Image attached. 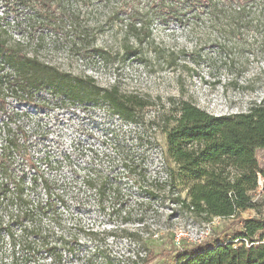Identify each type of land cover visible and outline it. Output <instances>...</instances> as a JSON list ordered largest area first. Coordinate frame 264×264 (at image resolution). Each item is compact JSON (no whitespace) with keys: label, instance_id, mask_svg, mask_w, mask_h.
I'll use <instances>...</instances> for the list:
<instances>
[{"label":"rangeland","instance_id":"1","mask_svg":"<svg viewBox=\"0 0 264 264\" xmlns=\"http://www.w3.org/2000/svg\"><path fill=\"white\" fill-rule=\"evenodd\" d=\"M6 1L0 0V36L9 45L21 44L24 53L63 74L92 79L98 87L117 88L125 97L152 104L139 111V123H130L103 103L67 101L60 94L31 91L29 97L7 100L8 112L27 114L20 122L29 130L30 145L24 157L7 156L5 175L16 182L27 176L26 184L36 173L57 179L56 188L69 195L65 209L60 207L63 218L78 234V242L61 259L28 264H141L135 257H145L149 249L156 255L182 245L238 241L240 222L257 215L254 210L232 219L205 220L176 202L178 195L187 199V191L170 177L176 166L167 154V131L174 125L172 105L180 101L214 116L247 112L264 98V54L234 49L236 65L226 69L220 50L208 41L217 35L208 22L190 31L175 21L154 20L151 38L139 47L138 57L129 59L116 20L95 37V48L106 53L101 57L89 48L91 40L75 44L77 37L68 33L69 27L56 35L34 23L44 16L47 0ZM96 1L48 4L57 17L63 12L67 18L70 12L79 14L88 25L105 21L110 12L121 20L144 5L143 0H112L108 5ZM171 53L178 58L172 68L167 64ZM3 120L0 113V129ZM257 158L264 169V150ZM91 172L107 181L100 196L81 187L82 176ZM256 199L264 200V192ZM151 264L173 262L158 258Z\"/></svg>","mask_w":264,"mask_h":264},{"label":"trees","instance_id":"2","mask_svg":"<svg viewBox=\"0 0 264 264\" xmlns=\"http://www.w3.org/2000/svg\"><path fill=\"white\" fill-rule=\"evenodd\" d=\"M48 1L42 9L44 16H38L34 23L56 35L69 27L68 33L77 37L75 44L91 40L89 48L101 57L106 53L95 48V37L116 20L122 25V49L129 59L138 57L139 47L151 38L154 20L175 21L190 31H198L208 22L217 35L207 40L220 50L226 69L236 65L234 49L243 47L252 55L264 54V0H143V8L126 14V18L118 20L110 12L105 21L91 25L70 11L69 18L65 12L57 17ZM104 2L108 5L112 0H100L99 4ZM22 47L9 45L0 36V113L4 117L0 129V264L61 259L62 253L78 242L76 229L63 218L60 207L65 209L69 195L56 188L57 179L36 173L26 184L27 176L16 182L5 175L7 156L24 157L30 145L29 130L20 122L25 113L8 112L7 100L29 97L31 91L60 94L67 101L103 103L130 123H139V111L152 105L125 97L117 88L98 87L92 79L63 74L37 56L24 53ZM168 58V67L177 66L175 53ZM172 107L174 125L167 131V154L176 168L170 169V177L187 191V199L178 195L176 202L205 220L232 219L249 210L257 215L240 222L238 241L182 245L156 255L149 249L145 257L135 260L141 264L158 258L173 264H264V200L256 199L259 175L264 177L257 158L258 151L264 150V98L253 102L247 112L235 115L214 116L189 101ZM122 168L130 173L125 164ZM99 177L92 172L82 176L81 187L100 196L107 181Z\"/></svg>","mask_w":264,"mask_h":264},{"label":"built area","instance_id":"3","mask_svg":"<svg viewBox=\"0 0 264 264\" xmlns=\"http://www.w3.org/2000/svg\"><path fill=\"white\" fill-rule=\"evenodd\" d=\"M263 192H264V177L262 175H259L257 193L260 194V193H263Z\"/></svg>","mask_w":264,"mask_h":264}]
</instances>
